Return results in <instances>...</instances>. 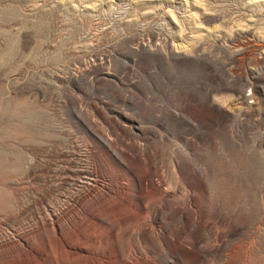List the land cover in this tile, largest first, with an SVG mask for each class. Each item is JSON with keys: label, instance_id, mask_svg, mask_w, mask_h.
<instances>
[{"label": "rangeland", "instance_id": "374dc122", "mask_svg": "<svg viewBox=\"0 0 264 264\" xmlns=\"http://www.w3.org/2000/svg\"><path fill=\"white\" fill-rule=\"evenodd\" d=\"M58 220L113 264H264V0H0V264L78 262Z\"/></svg>", "mask_w": 264, "mask_h": 264}, {"label": "bare ground", "instance_id": "6f19581e", "mask_svg": "<svg viewBox=\"0 0 264 264\" xmlns=\"http://www.w3.org/2000/svg\"><path fill=\"white\" fill-rule=\"evenodd\" d=\"M56 208V207H55ZM46 210V209H45ZM49 216L51 217H55V211L54 209L50 208L49 209ZM46 214V213H45ZM83 214V213H82ZM51 219V218H50ZM53 222V221H52ZM57 223L51 224L53 226H51V228L53 229V231L55 232V234L59 235V240H60V245L62 247V249L66 252L67 250L71 251L72 254H76L79 256V260L78 262H76L75 264H113L109 261H105L103 260L102 257H98L95 254H93L91 251L88 250V248H86L84 245L85 242H81L77 241V240H73L68 238L65 233H64V224L62 223V221L58 220L55 221ZM66 222V221H65ZM44 226V225H43ZM68 226V225H67ZM42 229V227H41ZM40 229V230H41ZM44 229V228H43ZM42 229V230H43ZM51 229V230H52ZM34 234V233H33ZM39 234V233H38ZM130 236H132V232H129ZM41 235V234H40ZM54 235V234H53ZM29 237V236H28ZM47 237V236H46ZM21 239V238H20ZM29 239V238H28ZM27 238H22L21 239V243L20 245L22 246H26L29 249H31L32 252H36L39 254H43V252H38V249H35L32 245L31 242L28 240ZM45 239V238H44ZM34 240V239H33ZM57 240V239H56ZM50 241V240H49ZM50 243V242H49ZM48 243V244H49ZM19 244V243H18ZM58 244V243H57ZM86 244V243H85ZM7 248V247H6ZM5 249L4 246H0V250ZM129 251V250H128ZM69 253V252H68ZM128 254V253H127ZM45 255V254H44ZM130 258V257H129ZM119 260V259H118ZM22 263V262H21ZM32 263V262H31ZM25 264V263H24Z\"/></svg>", "mask_w": 264, "mask_h": 264}]
</instances>
